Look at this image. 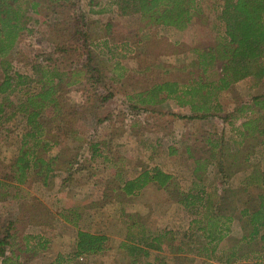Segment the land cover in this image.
<instances>
[{"label": "rangeland", "instance_id": "rangeland-1", "mask_svg": "<svg viewBox=\"0 0 264 264\" xmlns=\"http://www.w3.org/2000/svg\"><path fill=\"white\" fill-rule=\"evenodd\" d=\"M217 1L198 0L203 26L194 23L178 29L163 24L140 28L138 13H122L114 0H74L73 8L91 21L100 37L92 50L102 81L91 83L82 78L67 84L65 76L59 84L56 98L60 114L50 130L57 143L45 153L56 158L45 184L31 176L20 184L10 181V164L19 148L24 123L17 115L0 129V236L6 228L12 235L6 255L12 253L20 264L54 263L57 256L62 258L59 264H156L160 260L163 264H240L236 259L227 263L225 251L208 253L201 261L193 256L200 247L182 255L144 247L147 254L143 255L131 252L125 242L128 230L137 233L138 224H142L154 234L175 231L188 246L183 229L199 206L187 210L166 197H178L177 191L184 193L188 185L194 190L205 187L208 192H221L224 187L219 183L225 177L223 181L227 180L230 188L221 192L224 199L220 205L235 215L240 201L250 195L247 192L242 199L238 191L240 185H248L243 170L264 168L263 145L253 138L242 141L240 134L242 121L251 114L245 106L252 95L264 92V78L257 84L244 78L220 91L219 109L206 118L172 115L191 112L187 105L181 106L169 97L153 103L137 101V93L147 91L153 83L186 81L195 57L186 49L215 44L220 39L223 27L216 19ZM56 13L45 9L40 15L47 23L39 24L36 20L40 15L26 9L29 30L18 39L16 53L12 54L14 70L36 79L38 74L23 62L34 54L42 60L47 57L43 52L53 50L49 26L57 28L54 35L80 45L79 40H70V35L62 31L64 17ZM106 23L115 28L108 41L102 40L104 29L99 31ZM76 52L70 49L60 53L50 64L68 75L83 59ZM33 81L30 90L38 87ZM108 92L111 96L99 105L97 94ZM131 104L137 108L131 109ZM95 142L94 153L91 144ZM170 148L175 152L170 153ZM247 152L249 160L244 162ZM219 162L225 168L223 177ZM152 167L173 173L168 188L159 189L149 182L136 194L125 195L120 182ZM234 224L230 222L231 234L224 240L225 246L234 243ZM77 229L105 234L106 247L74 256ZM192 245L199 246V239ZM254 260L244 264H264V254Z\"/></svg>", "mask_w": 264, "mask_h": 264}, {"label": "trees", "instance_id": "trees-1", "mask_svg": "<svg viewBox=\"0 0 264 264\" xmlns=\"http://www.w3.org/2000/svg\"><path fill=\"white\" fill-rule=\"evenodd\" d=\"M114 1L122 13L128 11L138 13L140 28L163 24L185 29L194 23L198 26L205 24L198 0ZM74 4V0H0V72L2 74L0 79V129L17 115L24 123L19 148L10 164L9 179L12 183H23L31 176L45 184L49 174L54 170L56 157H47L45 153L51 145L57 143L56 136L50 130L52 123L60 114L56 92L63 77L66 76L65 83L67 84L79 82L82 78L91 83L102 81L101 68L96 64L92 50V45L100 37L96 35L91 21L73 8ZM26 9L32 10L36 15L42 14L45 9H50L53 15L58 12L64 17L62 22L64 26H60L62 31L70 35V40L80 41V45H71V42L54 35L53 31L55 32L57 28L47 25L49 26V41L54 45L53 50L43 52L47 54V57L42 60H38V55L34 54L29 57L28 61L23 62L24 66L28 64L32 73L38 74L35 80L30 75L14 70L11 63L15 59L12 54L16 53L18 39L29 30L27 27L29 16L26 14ZM215 9L216 19L223 27L220 39L215 44L188 47L186 49L188 53H193L195 57L189 64L191 69L187 80L183 82L164 80L153 83L147 91L137 93V101L140 104L153 103L169 97L177 100L181 106L187 105L191 112L189 115L171 113L172 115L189 119L206 118L213 116L214 111L219 109L217 94L220 91L229 89L234 83L244 78H250L254 84L264 78V0H218ZM36 22L47 23L41 15ZM101 28L105 31L102 40L108 41L112 38V30L115 28L110 23L101 25L99 31ZM70 49L76 50V54L83 59L78 65L73 66L67 75L65 71H59L54 64L51 65L50 61ZM30 81L38 84L36 90H30L28 87ZM97 96L100 105L106 102L111 93L103 95L98 93ZM246 106L245 108L249 109L251 114L241 123L242 141L253 138L258 145L264 147V92L252 95ZM129 107L137 108L135 104ZM225 117L226 115L222 118L225 120ZM91 148L95 153L97 142L92 143ZM169 152L173 153L174 149L170 148ZM246 154L243 158L244 162L249 160L248 152ZM219 167L222 173L221 162H219ZM253 168L255 170L248 173V178L264 184V170L259 171L258 167ZM115 174L118 176L119 172ZM170 180L169 173L158 167H152L143 169L132 178L122 180L120 189L129 196L136 194L149 182L157 185L158 188H168ZM176 195L186 208L201 198L191 192L183 193L179 190ZM211 207L209 206L210 209ZM214 210L213 207L208 214L203 213L202 210L196 211L204 217L199 220L203 223L199 227L200 230L205 232V237L210 244L214 242L210 245L211 253L218 241L222 239V234L217 230L219 213ZM195 221L198 222L197 219ZM251 222L252 230L248 232V235H244V239L250 245V249L246 252L259 251L257 242L256 244L251 242L255 241L258 226H264V193L260 197L259 208L252 213ZM138 230L137 233L128 230L125 236V242L131 252L137 251L146 255L147 249L153 248L182 255L192 251L190 247H187L186 242L176 236L175 231L163 230L154 234L146 230L142 224H138ZM11 237L8 228L0 236L1 264H20L12 253L6 255ZM107 239L103 233L77 229L73 255L79 256L103 250ZM260 240H264V234L260 236ZM226 247L231 249L225 253L227 263L241 257L243 252L241 254L238 252L235 243ZM196 255L206 256L207 254L198 252ZM60 261L62 258L57 256L54 263L48 264H59ZM144 264L152 263L145 262ZM156 264L163 263L160 260Z\"/></svg>", "mask_w": 264, "mask_h": 264}, {"label": "crops", "instance_id": "crops-1", "mask_svg": "<svg viewBox=\"0 0 264 264\" xmlns=\"http://www.w3.org/2000/svg\"><path fill=\"white\" fill-rule=\"evenodd\" d=\"M175 152V151H174ZM224 167H223V172H224ZM162 170V169H161ZM255 170V168L251 167L248 169H244L243 170V174H244V178L247 181L248 185L247 186H243L240 185L239 190L241 193V198L243 199V196L247 194V192L250 193L247 194L248 197H245V199L241 200L240 202V206L238 211L235 212V215L233 213H229L226 209L224 208V206H221V201L222 199H224V197L222 196L223 191L226 190L225 188H230L227 187V185L230 183L223 181L225 180L223 177L224 174L223 172L220 173V167L218 168L219 173L223 174V178L221 179V183L220 186L224 187L223 189H221L222 193L218 191V189L213 190L208 192L205 187H201L198 188L197 190H194L191 186L188 185L187 189H185V192H191L192 194L195 195H199L201 196L200 200H196L194 203L189 204V207L186 208L187 210H189L191 207H193L194 205H198V209L194 210L193 215H190L188 217L187 220V225L186 228L183 229V231L186 233V237H187V242H188V246L192 249V251H190V253L194 252L193 249L194 248H199L196 250V252H194L193 256L198 257L199 259H201V261H204L205 259L203 257H208V253L213 254L218 252H228L231 249H227V247L224 245V240L226 238H228V236H230L231 234V228H230V222L234 221V243H235V248L238 250V252L241 254V252H243L241 254V257L236 258L237 261L240 262V264H244V262L249 261L250 259H252L253 262H255L254 258H256V256H258L260 253L262 255V253L264 254V240H260V236L264 234V226H258L257 228V234L255 236V241H252V244H256L257 242V247L259 249V251L255 250L252 252H246L248 249H250V245L248 242H246V239H244V235H248V232H250L252 230L253 225L251 224V216L252 213L254 211H256L259 208L260 205V197H262L263 193H264V184H261L259 182H254L251 181L248 178V173H251ZM263 169H259V171H262ZM164 171V170H162ZM166 172V171H164ZM169 173L170 175L173 173L170 172H166ZM239 184H242L241 182ZM242 186V187H241ZM164 187H161L159 189H163ZM232 188V187H231ZM165 199V198H164ZM168 202L174 203V204H178V205H182V202H180L178 200V197H166V199ZM209 206H212L211 209L214 207V211L217 213H219L218 216V228L217 230L219 231L220 234H222V239H220L217 243V245L215 246V249L213 251V253H211V247L210 245H212L208 242V239L205 237V232L201 231L199 227H201V225H203V223H201L199 220L200 219H204L203 214H199L196 213V211L198 210H202L203 213L208 214L209 211L211 210L209 208ZM245 210V211H244ZM198 220V222H196L195 220ZM199 239L200 245L197 247H194L192 244L194 242V240ZM263 247V248H262ZM256 248V247H255ZM251 251V250H250ZM198 252H202L203 254H207L206 256H198L196 255V253ZM197 258V259H198ZM264 262V261H262Z\"/></svg>", "mask_w": 264, "mask_h": 264}]
</instances>
